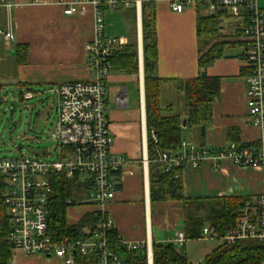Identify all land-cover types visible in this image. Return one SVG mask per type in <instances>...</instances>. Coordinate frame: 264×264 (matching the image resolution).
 <instances>
[{
	"label": "crops",
	"instance_id": "0c3cea01",
	"mask_svg": "<svg viewBox=\"0 0 264 264\" xmlns=\"http://www.w3.org/2000/svg\"><path fill=\"white\" fill-rule=\"evenodd\" d=\"M11 1L15 5L14 9L9 14L1 12L0 19L3 24L7 21L11 23L15 41L12 44L3 43L12 47V61L15 60V46L28 48L25 64L17 65L14 61L17 77L13 85L23 93L33 89L37 90V94H51L49 90L56 86L90 80L84 46L94 35L92 7L81 4L74 15L68 16L63 13L64 6L60 2L71 3L74 0ZM154 4L158 78L166 81L195 78L198 74L199 53L195 25L198 16L205 15L199 14V8H186L181 13L173 12L167 0H155ZM258 4L264 11V0H258ZM131 13V9L108 12L124 18L120 39L108 33V14L105 13V35L116 36L120 45L126 44L129 40ZM228 20L230 19L223 22ZM228 24V28L224 25L221 27L224 39L234 38V24L232 21ZM245 69L242 48L226 50L223 58L206 69L207 76L221 80L219 97L210 108L209 125L203 132L183 128V134L186 133L184 140L208 150L227 148L233 143H255L258 140V130L247 119ZM168 92L163 89V101ZM170 95L169 93L166 97L172 98ZM123 97L125 100L121 103L120 99ZM143 97L144 84L139 71L137 75L110 71L106 82V106L113 136L111 151L131 163L123 167L115 197L104 211L112 218L118 235L125 240L167 244L177 231L183 229L180 227L183 224L182 202L168 201L150 205L148 165L145 173L142 160L144 155L147 156ZM53 101L56 103L55 98ZM181 181L184 197L190 200L221 197L254 199L264 190V173L261 170L240 168L229 161L222 162L218 169H214L209 161H203L196 168L185 165L181 168ZM82 214L75 220L68 221L75 223ZM9 264L64 263L53 257L29 256L14 251Z\"/></svg>",
	"mask_w": 264,
	"mask_h": 264
},
{
	"label": "built area",
	"instance_id": "2783aa9c",
	"mask_svg": "<svg viewBox=\"0 0 264 264\" xmlns=\"http://www.w3.org/2000/svg\"><path fill=\"white\" fill-rule=\"evenodd\" d=\"M142 0H74L61 3L65 15H74L81 4L93 9V38L84 46L88 81L66 83L49 90L57 107L56 123L51 139L58 154L50 160L45 152L41 155H21L18 158H0V180L4 184L3 202L7 208L11 230L6 243L12 252L25 255L53 257L64 264H74L75 254L94 255L97 264H126L124 256L110 248L106 231L114 229L112 218L105 207L115 197L118 181L122 179L123 167L130 164L111 151L113 136L109 127L106 106V82L110 73V56L120 45L112 36L105 35L104 11L135 9L136 18L141 15ZM171 11L183 12L186 8H202L208 15L222 13L232 21L233 29L240 35L243 44L245 65L249 73L244 77L246 86L247 119L259 132L255 143H233L227 148L208 150L198 148L192 141L183 140L179 149L171 156L160 153L158 161L165 163V170L183 168L185 165L198 167L209 161L214 169L229 161L240 168H252L264 173V11L258 0H167ZM11 0H0V13L14 9ZM223 19V20H225ZM10 22L0 19V39L5 43L15 41ZM46 92V91H45ZM43 94V93H42ZM33 98L32 92H24L22 99ZM125 98L120 99L123 103ZM151 138L155 136L151 132ZM243 145V146H242ZM146 173L147 156H143ZM61 172L65 178L77 177L86 187V197L78 204L92 203L102 217L94 234L75 240L68 237L53 239L48 233V199L51 193L49 175ZM119 173L114 182L113 174ZM129 174H131L129 172ZM67 201V205H71ZM201 240H217L219 243L234 244L251 240L264 244V190L244 210L223 237L213 228L201 230ZM118 242L126 252L145 251L146 264H153L151 243L146 240L134 243L118 235ZM186 242L183 231H177L169 244L177 252ZM264 264V263H261Z\"/></svg>",
	"mask_w": 264,
	"mask_h": 264
},
{
	"label": "trees",
	"instance_id": "16d2710c",
	"mask_svg": "<svg viewBox=\"0 0 264 264\" xmlns=\"http://www.w3.org/2000/svg\"><path fill=\"white\" fill-rule=\"evenodd\" d=\"M155 0L141 2V37H142V66L145 102L146 124V154L148 160V193L150 205L159 202L180 201L183 211V233L186 241L199 240L201 230L205 226L214 229L219 237L235 225L236 219L244 210L251 198L221 197L190 200L186 199L182 190L181 168L165 170L166 164L159 162L160 153L173 155L184 140L182 123L185 128L198 129L203 132L211 119L212 103L219 97L220 78L210 77L206 69L225 55V51L233 48H243L237 40L240 32L234 30L233 37L224 39L221 27L225 15L198 16L196 23V40L199 48L198 74L187 80H165L157 76V39ZM124 10V9H123ZM129 19V40L119 45L109 59L110 71L119 74L137 75L139 69L138 45L136 38V14L132 8ZM15 63H26L27 46H15ZM244 71V69H242ZM244 75L249 73L246 66ZM173 83L180 94L177 103L164 99L163 87ZM2 86H0L1 92ZM31 91V90H28ZM23 92H19L22 98ZM175 105V106H174ZM175 107V108H173ZM151 132L155 141L151 138ZM238 144V143H237ZM243 146V145H242ZM114 182L119 173L113 174ZM51 193L48 199V233L53 239L71 240L88 237L97 231L102 217L97 213L92 203L78 204L86 197V187L77 177L72 180L64 174L53 172L49 175ZM4 184L0 180V264L12 261L11 246L6 243V237L11 230L8 211L3 202ZM118 188V185L116 186ZM70 200L71 205H67ZM89 205L79 220L70 223L67 219V209L73 206ZM110 248L124 256L126 264H146L145 251L126 252L118 242L115 229L106 231ZM153 264H188L176 251L173 245L152 242ZM264 263V244L251 240L237 241L234 244L219 243L205 258L202 264H261ZM74 264H97L94 255L81 256L75 254Z\"/></svg>",
	"mask_w": 264,
	"mask_h": 264
},
{
	"label": "rangeland",
	"instance_id": "374dc122",
	"mask_svg": "<svg viewBox=\"0 0 264 264\" xmlns=\"http://www.w3.org/2000/svg\"><path fill=\"white\" fill-rule=\"evenodd\" d=\"M198 12L200 15H207L202 8H199ZM105 13L108 14V11H104V15ZM123 20V16L108 14L106 17L108 33L120 39L121 28L124 27ZM116 21H120L121 24H116ZM229 22L231 20L224 21L222 25L228 28ZM135 27L137 38V24ZM11 49V46L4 45L0 39V86H2L0 92V158H18L21 155L40 156L42 152H45L50 160H54L58 154L57 146L50 136L57 116L54 97L51 94H37V90L33 89H31L32 99L27 101L19 97L21 91L13 85L17 73L16 65L11 59ZM163 89L169 91L168 94L172 96L168 98L166 97L168 94L165 93L166 101L177 103L176 100H180V94L175 90L173 83L166 84ZM184 136L186 137V133ZM89 207V205H82L68 208V220H75ZM180 227L183 228V224ZM218 245L217 240L186 241L180 250V255L188 264H202L204 258Z\"/></svg>",
	"mask_w": 264,
	"mask_h": 264
},
{
	"label": "water",
	"instance_id": "95a60500",
	"mask_svg": "<svg viewBox=\"0 0 264 264\" xmlns=\"http://www.w3.org/2000/svg\"><path fill=\"white\" fill-rule=\"evenodd\" d=\"M137 45H138V58H139V75L143 81V66H142V37H141V15L137 16ZM182 127L185 128V121L182 123Z\"/></svg>",
	"mask_w": 264,
	"mask_h": 264
}]
</instances>
